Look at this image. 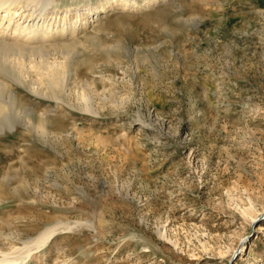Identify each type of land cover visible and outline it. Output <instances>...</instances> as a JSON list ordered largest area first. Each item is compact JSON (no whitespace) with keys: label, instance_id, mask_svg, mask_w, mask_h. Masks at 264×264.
<instances>
[{"label":"rangeland","instance_id":"374dc122","mask_svg":"<svg viewBox=\"0 0 264 264\" xmlns=\"http://www.w3.org/2000/svg\"><path fill=\"white\" fill-rule=\"evenodd\" d=\"M136 2L0 73V257L264 264V0Z\"/></svg>","mask_w":264,"mask_h":264},{"label":"bare ground","instance_id":"6f19581e","mask_svg":"<svg viewBox=\"0 0 264 264\" xmlns=\"http://www.w3.org/2000/svg\"><path fill=\"white\" fill-rule=\"evenodd\" d=\"M161 1L145 0L144 3L154 6ZM57 3L58 0H0V73L3 77L14 78L24 85L23 75L26 72L27 63H32L33 66L45 64L50 48L54 51L64 45L67 49L62 47L63 52H70L69 45H66L69 44L65 41L66 38L75 37L87 26L96 24L111 9L118 6L139 5L136 0H102L97 5L87 3L83 7H67L59 13ZM51 9L56 13L54 17L46 15ZM70 17L75 18L72 19L75 21L70 20ZM47 46L51 47H48V51L45 52ZM54 80L53 78L51 82L54 83ZM13 101V90L5 80L0 79L1 117L2 112L6 111V106H14ZM12 127L10 125V128ZM39 132L44 131L41 129ZM53 230L52 228L44 230L35 237L32 244L23 245L14 252H1L3 254L0 257V264H22L21 260L30 256L33 247L39 248L47 242Z\"/></svg>","mask_w":264,"mask_h":264},{"label":"water","instance_id":"95a60500","mask_svg":"<svg viewBox=\"0 0 264 264\" xmlns=\"http://www.w3.org/2000/svg\"><path fill=\"white\" fill-rule=\"evenodd\" d=\"M238 252V251H237Z\"/></svg>","mask_w":264,"mask_h":264}]
</instances>
